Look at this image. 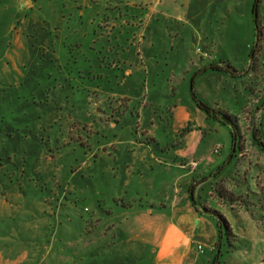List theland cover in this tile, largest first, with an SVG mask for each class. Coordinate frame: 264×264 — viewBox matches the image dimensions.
Wrapping results in <instances>:
<instances>
[{
  "label": "rangeland",
  "instance_id": "374dc122",
  "mask_svg": "<svg viewBox=\"0 0 264 264\" xmlns=\"http://www.w3.org/2000/svg\"><path fill=\"white\" fill-rule=\"evenodd\" d=\"M26 1L33 31L50 33L31 37L20 81L0 84L2 264H124L118 253L129 245L120 248L117 213L108 212L156 186L191 120L214 123L197 101L236 126L222 177L203 184L198 202L219 211L230 232L202 213L196 257L264 264V148L254 139L264 143V0ZM207 61L223 70L198 74Z\"/></svg>",
  "mask_w": 264,
  "mask_h": 264
},
{
  "label": "crops",
  "instance_id": "0c3cea01",
  "mask_svg": "<svg viewBox=\"0 0 264 264\" xmlns=\"http://www.w3.org/2000/svg\"><path fill=\"white\" fill-rule=\"evenodd\" d=\"M25 1L12 0L10 5L0 1V84H17L23 77L22 68L32 64L30 62H32L33 50L31 51L30 39L37 31H33L35 23L30 21L34 5ZM71 1L80 3L82 7L94 0ZM47 33L50 32L42 29L36 34L39 39H44ZM41 45L43 49L46 48V43ZM211 64L221 67V63L207 61L197 73L209 70L210 68L207 67ZM126 65L124 64V67ZM128 65L131 64L128 63ZM124 75L130 76L131 72L126 69ZM121 97L130 98L128 95ZM179 108L177 104L172 106L170 112L172 118L178 116ZM188 110L192 108L189 107ZM203 120L201 117L197 126H193L194 122L190 121L189 133L179 143L180 148L173 152L176 159L174 165L169 162L163 166L161 178L154 188L151 184L152 188L148 185L143 196H140L138 192L139 198L132 196L127 198L124 209L112 208L108 212L117 213L118 222L114 228L121 229L123 233L122 237L117 238L120 248L125 243L129 245L127 249H123L126 251H121L122 254L118 253V259L125 261L124 264L127 261L129 264H138L139 259L150 261L151 264H185L191 256L194 257V264H210L209 257L203 259L196 257L192 236L197 228L196 224L208 219L195 209L193 200L196 203L202 200L201 191L205 189L202 187L203 184L211 185L222 177L220 173L227 161L231 140L226 141L219 134L222 126L218 122L214 121L205 125ZM195 129H202L203 132ZM219 138L222 144H219ZM143 145H145L144 142L138 144L142 148ZM215 147H218L217 153H214ZM167 149L168 147H163L161 150ZM192 163L197 164L195 168L192 167ZM173 170L179 171L176 178L168 175V171ZM201 179L203 183L200 182ZM180 186L182 188H179ZM190 187H194L193 200L189 194ZM91 222L93 223V219ZM103 256L107 257L108 253L104 252ZM20 257L24 259L27 255ZM2 263L0 261V264Z\"/></svg>",
  "mask_w": 264,
  "mask_h": 264
},
{
  "label": "trees",
  "instance_id": "16d2710c",
  "mask_svg": "<svg viewBox=\"0 0 264 264\" xmlns=\"http://www.w3.org/2000/svg\"><path fill=\"white\" fill-rule=\"evenodd\" d=\"M253 14L254 15L257 14V6L256 5L253 8ZM253 59H255L254 56H253ZM209 68L212 70H223L221 67H217L214 64H211ZM193 98L195 99L194 95H193ZM197 105L202 111L205 112V114L207 115L208 118H212L214 121L218 122L222 127H225L229 130V133L231 136V148H233V141L235 139V126H236V121L233 118V116L228 115L224 112L218 111L216 109H213V108L209 107L208 105H206L202 102L197 101ZM254 139H255V141H257V143L260 145V147L264 148V143L259 138H257L255 135H254ZM234 157H235V154L232 155V158H234ZM193 190H194V187H190L189 194L191 195L192 200H193V196H192ZM214 191L219 194L218 195L219 198L230 199L229 196H224L222 194L221 190L214 189ZM230 200L232 201V199H230ZM193 206L200 213L210 214L211 216L215 217L217 219V226L219 228V233H222L223 236H226V237L228 236V232H230L229 228H228L229 226L227 224L225 217L219 211L214 210V209H210V208H206L203 205L196 203L194 200H193ZM227 245H228V243H227ZM217 260H218V258L215 257L214 262H216Z\"/></svg>",
  "mask_w": 264,
  "mask_h": 264
},
{
  "label": "built area",
  "instance_id": "2783aa9c",
  "mask_svg": "<svg viewBox=\"0 0 264 264\" xmlns=\"http://www.w3.org/2000/svg\"><path fill=\"white\" fill-rule=\"evenodd\" d=\"M202 56H203L204 58H208V59L210 60V57H209L206 53H203ZM217 152H218V147H215V149H214V153H217ZM196 165H197L196 163H192V167H193V168H195ZM197 249L199 250L200 253L203 252V248H202V246L197 245Z\"/></svg>",
  "mask_w": 264,
  "mask_h": 264
},
{
  "label": "water",
  "instance_id": "95a60500",
  "mask_svg": "<svg viewBox=\"0 0 264 264\" xmlns=\"http://www.w3.org/2000/svg\"><path fill=\"white\" fill-rule=\"evenodd\" d=\"M210 66H208L207 68H209ZM234 152V145H233V150H232V153ZM219 250H217V253H218Z\"/></svg>",
  "mask_w": 264,
  "mask_h": 264
}]
</instances>
